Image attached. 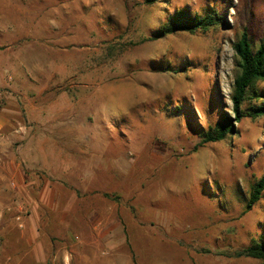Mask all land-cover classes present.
Returning <instances> with one entry per match:
<instances>
[{
  "label": "rangeland",
  "instance_id": "obj_1",
  "mask_svg": "<svg viewBox=\"0 0 264 264\" xmlns=\"http://www.w3.org/2000/svg\"><path fill=\"white\" fill-rule=\"evenodd\" d=\"M180 10L218 14L217 24L151 39ZM244 31L256 51L264 0H0V62L9 65L12 50L28 49L42 68L30 93L39 105L50 93L51 64L75 72L53 91L76 95L83 129L0 132L7 156L31 155L35 199L44 183L65 187L53 194L61 207L54 221L40 224L34 258L32 234L20 226L30 213L25 198L20 220L12 215L18 204L6 208L0 264H262L240 253L264 236V193L243 213L264 175V116L243 118L226 140L195 150L210 127L233 116L234 44ZM257 89L264 100V82ZM6 96L1 106L16 109ZM253 104L264 102L243 109ZM24 118L11 121L19 128ZM24 141L32 149H20ZM47 157L79 163L44 164ZM71 203L68 223L59 225L55 217ZM92 211L103 218L97 232Z\"/></svg>",
  "mask_w": 264,
  "mask_h": 264
},
{
  "label": "crops",
  "instance_id": "obj_2",
  "mask_svg": "<svg viewBox=\"0 0 264 264\" xmlns=\"http://www.w3.org/2000/svg\"><path fill=\"white\" fill-rule=\"evenodd\" d=\"M40 40L44 39L41 38ZM48 47L49 46H47V49ZM51 49H53V47ZM27 50L28 49L24 47L19 48L16 51L12 50L14 53L10 56L9 65H3L2 62H0V97H3L4 95L5 97H7L6 95L8 94L10 97L11 106L16 108L10 109L12 111L11 112L5 106H1L0 104V132H4L5 129H10L12 130V133L14 131L28 133L30 128H32L33 126H41L44 128V130H46L48 127H54L58 125L60 127H66L67 129H65V131L74 130V132L81 133L83 129L82 123L80 121L81 116L80 114H77V102L75 97L76 95H70L66 91L57 94L53 91V89L57 85H62L67 80L74 81V79L76 78L75 72H68L67 70V72L65 70L57 72L56 68L53 67L55 63L51 64L50 78H48L47 81H44V84L46 85L45 87L49 88V96L40 99V101H42L41 105L32 103V98L30 97L31 89L37 90L32 80L34 78L41 77L40 74L42 68L39 65H35L31 62V60H29L27 56ZM40 84L43 83L40 81L39 85ZM73 84L75 83L73 82ZM8 86L10 87L11 92H7V94H4L1 89H4ZM20 87L21 89H19ZM30 107H33V112L30 110ZM23 114L25 117L24 123L23 121H20L18 123V128L14 125V123H12L11 118L18 115L23 117ZM50 130H52V128ZM6 144L7 143L3 142V140L0 141V226H2L3 224V214L6 211V208H8V210L13 209V207L18 204V207L14 210V213L12 212V215H16L17 220H20L21 217H23L22 215H19V213H23V208L20 206V204H22V197H24L27 202V214L28 210H30V213L27 215L28 217L22 218L25 219L26 224L22 223L20 226L23 228L26 225V227L32 234V238L30 242H28V244L33 246L32 250L34 258V253L36 250L35 238L40 234V224L42 223L43 225H47L49 222L54 221L53 212L60 210L61 207L59 204H57V201L53 197V194L55 192L60 193L61 187L62 189H65V187L59 182L55 185H51V183L49 182L46 184L44 183L42 185L41 197L35 199L33 192L37 188L36 182L39 183V179H35L33 173L29 172V170L32 169L31 164L33 161L31 155L26 154L25 157L21 158V160H19L18 157L12 158L11 154L10 156H7V152L5 150ZM20 149H32L31 142L24 141V143L20 146ZM74 158L75 157H59L58 159L54 157L51 159L50 157H47L45 158L44 164H78L79 162H77ZM49 159H51V161H49ZM22 163L26 167L24 170L21 167ZM14 182L17 186L15 184H12ZM15 186L16 188H14ZM72 204L74 203H71V205L66 208L64 207V209L61 211V213H63L62 215H60L61 217H55L59 225H66L68 223L69 216L74 210L72 208ZM40 206L44 208V213L40 211ZM74 217L75 216L71 217V221L75 220ZM100 218L102 217H98V213H96L95 211L90 216V222L92 224L91 226H93V229H95L96 232L98 230L99 224L103 219ZM111 220L113 222L112 218ZM106 223V226H109V219H107ZM111 231L112 226L107 231V233L109 234L111 233ZM50 240L49 243H53ZM70 241L74 240L70 238ZM45 242L43 241L42 243L44 252L46 250L44 245ZM109 243H111V241L108 237L107 245H109ZM91 244L97 246L96 237L91 238ZM66 252H68V250H66Z\"/></svg>",
  "mask_w": 264,
  "mask_h": 264
},
{
  "label": "trees",
  "instance_id": "obj_3",
  "mask_svg": "<svg viewBox=\"0 0 264 264\" xmlns=\"http://www.w3.org/2000/svg\"><path fill=\"white\" fill-rule=\"evenodd\" d=\"M217 17L218 14L207 13L204 16H198L180 10L175 15L170 16L153 33L151 39H163L178 32L195 33L197 31H207L210 27L217 24ZM234 50L237 56L236 66L238 74L234 81L231 96L233 116L224 115L215 126L210 127L203 134L202 141L195 147V150L209 143H218L226 140L234 132V123L240 122L243 118L255 119L264 116V105L262 104H253L249 108L243 109V106L247 102H264L262 92L257 89V83L264 82V39L257 50L254 51L248 33L244 31L234 44ZM263 193L264 175L252 185L243 213L249 212L262 199ZM240 254L260 260L264 264V236L258 240H252L251 245L243 249Z\"/></svg>",
  "mask_w": 264,
  "mask_h": 264
}]
</instances>
